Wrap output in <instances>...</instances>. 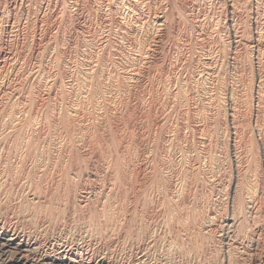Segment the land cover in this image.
Returning <instances> with one entry per match:
<instances>
[{"label": "bare ground", "instance_id": "1", "mask_svg": "<svg viewBox=\"0 0 264 264\" xmlns=\"http://www.w3.org/2000/svg\"><path fill=\"white\" fill-rule=\"evenodd\" d=\"M148 1L93 0L94 5L91 6L105 23L109 20L106 19L107 15L114 13L115 19H110V22H114L113 27H116L120 34L128 32L135 40L138 36L144 37L142 40L137 39V51L131 63L125 66L123 81L115 83L116 79L109 75L110 69H102L101 74L96 71L100 61L98 57L102 54L91 49L90 58L87 57L85 64H82L86 70L83 84L87 87L76 93L73 98L76 101L72 104H54L52 115L48 119L53 130L35 129L39 125V112L42 111L46 99L52 100L51 96L54 95V101H57L61 96L59 91L52 88V84L43 82L40 75H35L37 82L29 93L33 96V113L24 103L27 94L20 97L21 95L16 96L17 93L13 101H16L19 107L15 109L12 101L14 112H1V118L4 117L3 125L8 130H0V264H264V0H254L253 5L255 16L252 33L255 42L251 46L252 51H249L252 52L250 59L254 63L257 81L250 100L248 120L253 121L254 127L259 129L251 130V133L247 134L248 139L236 126L238 115L233 101L235 88L232 79L236 64L234 66L233 61H229L233 65L230 75L217 72L208 56L204 62L207 66L204 65L203 70H196L190 73L189 77H180L174 72L178 68L181 69L179 66L184 57L180 60L175 58L168 63L165 80H159L157 75L151 72L149 84L143 82L145 68L153 65L149 58V50L153 46L149 47L148 43L159 40L163 32L158 33L157 28H161L162 23L160 20L155 19L145 24L141 22L143 18L148 21L145 13L147 10L143 12V6ZM199 1L196 0L195 4L193 2L195 8L201 5ZM228 1L230 8L236 9L238 0ZM160 4L158 5L163 3ZM207 6L209 7V4ZM182 8L181 6L179 9L181 12ZM34 16L33 28L45 22V15ZM139 16L141 20L138 19ZM27 19L21 14L17 20L11 19L5 28H2L1 24L0 32L3 29L18 31L19 26L29 23ZM172 27L174 29V26ZM106 30L111 32L107 28ZM187 30L191 31V28ZM172 31L175 36V30ZM34 33L36 34V31H27L22 38L34 40ZM234 35L236 36V33ZM210 43H207L208 46H199V51L201 48L203 50L202 55H212V47L205 48L209 47ZM38 44L36 47L30 45L33 51L39 50ZM105 46L103 43L100 50H104ZM181 50L180 53L183 51ZM235 52L234 50L232 59L239 58ZM10 62V57L0 62V109L5 108L3 103L9 91L15 89L20 78V66L13 64L11 68H6ZM185 66L182 68L185 69ZM97 73L99 77L93 82ZM101 75L105 80L103 86L99 84ZM77 85L78 83L75 86ZM191 85L198 86L199 90H193ZM216 86L221 89L219 100L229 104L227 116L232 129L229 152L220 150L218 153H212L199 150L207 140L200 120L196 122L194 132L195 136H198L196 146L190 143L187 130L185 132L186 125L183 123L177 132L168 130L172 101L177 102L178 98L180 112L185 116L189 108L187 104L190 102L187 99L200 96L202 91ZM134 87L138 89L135 107L138 109V118L143 120V117L148 118L152 112L157 111V116L153 115L156 119L153 125L163 130L136 135L135 127L130 124L134 109L126 106L125 111L117 116V133L111 136L110 130L103 128L108 124L112 110L122 105L119 99L122 94ZM99 89L104 94L100 105L95 99H88L91 90L96 93ZM51 90L53 92L50 94ZM152 91L155 96H152ZM69 93L70 90L67 89V94ZM84 102H91V111L84 110ZM157 118H160V121H157ZM139 121V128H142L144 121ZM175 139L179 141L177 146ZM97 145L101 148L97 151L100 160L98 166L101 167L102 175L95 179L91 177L93 181L82 180L77 176V172L84 171L80 170V167L77 171V160L80 158L77 159V148L79 151L85 147L92 150ZM226 169H229V172L231 170L229 174L232 176L228 184L224 182L223 177Z\"/></svg>", "mask_w": 264, "mask_h": 264}, {"label": "rangeland", "instance_id": "2", "mask_svg": "<svg viewBox=\"0 0 264 264\" xmlns=\"http://www.w3.org/2000/svg\"><path fill=\"white\" fill-rule=\"evenodd\" d=\"M90 1H92V2H90ZM123 1L126 2L127 0H123ZM155 1H156L157 5H156ZM163 1L164 0L161 1L163 3V4L161 3L162 4L161 5L160 0H154V1L149 0L148 3L143 6V12H145L147 10L145 13L148 16V18H147L148 21L146 19L144 21V18H143V20H141L142 18L140 16L138 17V19L141 18L140 20L144 24L148 23V22L150 23L155 19L160 20V22L162 21V23L160 25L161 28L158 27L157 29H158V33L163 31L161 33V37L159 38V40L156 39L155 41H153V42L150 41L148 43L149 47H152V46L154 47V48L153 47L150 48V50H149V58L153 61V65L147 67L148 70H147V68H145V72L143 74L144 76L142 77L143 82H146L149 84V81H150L149 78H151V75H152L151 72L155 73L159 80H161V81L165 80L164 79L165 78V70L167 69L168 63L172 59L174 60L175 58H179V60H180L181 57L182 58L184 57L183 59H181V60H183L182 63L184 62V64H182L181 61L179 62V64L181 63V65L179 67L182 70L178 68L179 71L176 69L174 72L175 75H179L180 77L181 76L189 77L191 75L190 73L196 72V70H197V72H200L201 70H203V66L205 65V63H204L205 58H207L208 56H210L209 57L210 60L212 59V62H213L212 65L215 67L217 72L221 71V73H224V74L228 73L229 74L231 72L230 69L233 66L232 63L234 64V66L236 64L235 70L233 71V74H232V79L234 82L233 84H234V88H235L234 89L235 96H234L233 101H234V106L237 110V115H238V119L236 118V126L238 128V131L242 132L243 135L245 134L244 137L246 139H248L249 136L247 134L251 133V130L259 129V128L254 127L253 121L248 120L249 113L251 110L250 100H251V97L254 95L253 89H254V85L257 81V76H255V67L253 68L254 63H252V60L250 59L251 58L250 55H252V52H251L252 47L251 46H253V44L255 42V36H254V33H252L253 32L252 26H253V22H254L253 17L255 16V14H254L255 10H254V6H253L254 0H238L237 1L238 2L237 7H235L236 9L230 8V6L228 4L229 3L228 0H208L209 2L208 1L206 2V0H204V1L200 0L199 3L201 5L199 4L200 5L198 7L199 10L197 7L195 8V6H194L196 0L195 1L194 0H173V1L172 0L171 1L165 0L166 1V2L164 1L165 3ZM76 2L79 4L77 5ZM193 2H194V4H193ZM204 2L206 4H204ZM93 3H94L93 0H88V1L87 0H68V1L67 0H64V1L63 0H30V1L29 0H0V20H1L0 21V27L3 26L2 28H5V26L10 24L11 19L14 18V20H17V18L21 14H23V16L28 18L27 20L29 21V23L26 22V24L19 26L17 29L18 31H15L14 29H11V31H10V29H8V30L3 29V31L0 32V62L4 58L10 57L11 62L9 64H7L6 68H8V69L11 68V66L13 64H16V66H20V70H19L20 78H18V80H17L16 87H15V89L12 88L9 91V94L5 100V103H3L5 108L0 109V130H8L3 125L2 120L4 119V117L1 118L2 117L1 115L3 114L1 112L2 111L8 112L10 110L14 112L13 107L15 109L19 107V104L16 101H13V98L15 97L14 95L16 93H17L16 96L21 95L20 97H23V95L27 94L28 97L26 96V100L24 103H25L26 107L28 109H30L31 112L33 113V109H32V97L33 96H32V94H29V93L33 91L32 88L35 86L34 83L37 82V79L34 78L36 74L38 76L39 75L41 76V79L43 82H47L48 84H52V88L61 93V96H60V98H57V101H54V98H55L54 95L51 96V98H53L52 100L46 99V101L44 102V105L42 107V111L39 112V125H37V128H35L36 130H41V129L42 130H53V128L50 126V122H48V119L52 115L51 110H52L54 104L64 103L65 106L72 104V102L76 101V99H73L75 97L76 93H79L82 89H85L84 87H87L83 84L84 79L86 78L85 77V71L86 70H85V65L83 66L82 64H83V62L85 64V61L88 58H90L89 56L91 55L92 50L97 51L100 54H102V55L99 54L100 58L98 57V60H100V61L98 62V68L96 71H98L101 74V71L103 72L102 69H105V70L110 69L109 75H110V77H113L114 79H116L115 83H118V82L124 80L123 79V72L125 70V66L127 64L131 63V59L137 51V48L135 47V45L138 47V44H139V41L137 39L142 40L144 37L141 36V38H138V37H140V36H138L137 39L135 40L133 38V36L131 34H129L128 32H125V34H124L125 36L123 34H120L118 29L116 27H113L114 22H112V21L110 22V19H112L114 21L116 15L114 16L113 15L114 13H110L107 15L106 19H109V20H106V23L101 21L99 16H97L98 14L95 13L96 10L94 9V7H91L94 5ZM158 4H160L163 7L159 6ZM174 4H176V5H174ZM208 4H209V7L207 6ZM210 4H212V5H210ZM21 5H22V7H21ZM180 5L183 8H185V9L182 8V12H181V10H179V9H181ZM88 6H89V8H88ZM145 6H148L149 8L145 7ZM157 6L159 8H157ZM202 6H204L203 7L204 9L202 8ZM177 7H179V8H177ZM172 8L174 9V11ZM93 9H94V11H93ZM157 9L160 11H158ZM211 9H214V10H211ZM237 9H238V12H237ZM251 9H253L252 12H251ZM188 10H190V11H188ZM178 11L180 12L179 13L180 15L178 14ZM213 11H214V13H212ZM62 12H63V14H62ZM154 12H155V14H154ZM168 12H169V14H168ZM172 12L174 13V16H173ZM176 12H177V14H176ZM188 12H191V13H188ZM193 12H195L193 14V15L196 14L195 16L192 15ZM199 13H202V14H199ZM93 14L95 16H93ZM205 14H208V15H205ZM211 14H213L214 16L216 15L215 16L216 18H214V16ZM34 15H36V16L37 15H43V16L45 15L44 19L45 18L46 19L44 21L48 25L45 22H43L42 24H38L37 25L38 27L33 28V26H32L33 22L32 21L35 18ZM181 15L183 18H181ZM1 16H2V18H1ZM110 16L113 18H111ZM200 17H202V18H200ZM172 18H174V19H172ZM177 18H178V20H177ZM190 18H191V20H190ZM205 18H208L209 20H207V19L205 20ZM198 19L200 20V22ZM201 19H202V21L204 20V22H202ZM167 20H168V22H167ZM174 20H175V22H174ZM213 20H214V22H213ZM99 21H101V22L99 23ZM107 21L109 22V24ZM251 21H252V23H251ZM1 24H2V26H1ZM186 24H187V26H186ZM193 24L194 25L196 24V25L194 26ZM211 24H212V26H211ZM27 25H28V27H27ZM102 25H103V27H102ZM198 25H200L203 28H201ZM230 25H231V28H230ZM172 26H174V29ZM110 27H111V29H110ZM106 28L111 30V32L112 31L113 32L111 33L110 31L106 30ZM114 28H115V30H114ZM187 28L188 29L191 28L192 32L190 30H187ZM213 28H216V29H213ZM26 29H27V31H30L31 33L36 31V34L34 33L36 40L35 39L34 40L24 39L25 37L22 38L23 34L25 36V33L27 32ZM42 29H44V30H42ZM49 29H51L52 32ZM165 29L167 31H165ZM171 29L175 30L176 34L178 33L177 35L175 34L176 37L174 36V31H172ZM115 31L117 32V34ZM43 32H45V33L47 32V33L45 34ZM234 32L236 33V36L234 35L235 34ZM104 33H105V35H104ZM109 33H111V34H109ZM39 34H40V36H38ZM112 34H114V35H112ZM202 34H203V36H202ZM213 34H215V35L213 36ZM42 35L45 39L42 37ZM56 35H58V37ZM121 35H122V37H121ZM209 35H211L212 38H209V37H211ZM116 36L118 37L117 39H116ZM183 36L185 39L183 38ZM37 37L38 38L41 37L40 38V40L42 39L41 42H40V40L38 41ZM165 37H167L166 38L167 40L164 39ZM180 37L183 38L184 40L181 39ZM186 37H188V38H186ZM103 38H105V39L103 40ZM106 38L108 40L110 39L111 41L110 40L108 41ZM112 38H114V39H112ZM120 38L122 39V41H119V40H121ZM161 38H162V40H161ZM178 38H180L179 39L180 41L178 40ZM97 39H102V40L99 41ZM130 40L132 43L130 42ZM172 40H173V42L174 41L175 42L173 43ZM181 40H183V41H181ZM17 41H18V43H16ZM195 41H196V43H195ZM185 42L187 43V45ZM250 42H251V44H250ZM103 43H105L106 48H104V50H100V48L103 46ZM130 43H131V45H130ZM207 43H210L209 47H205V48L207 49V48L212 47L211 52H212V55L214 57L211 54L207 55V56L202 55V53H203L202 48L199 51V49H200L199 46H202V44L205 46H208ZM37 44H38L39 50L33 51L32 48L36 47ZM173 44L176 46H174ZM234 44L235 45L237 44L236 48L234 47L235 46ZM30 45H32L33 47ZM179 46L184 48V49L181 48L183 51L180 49ZM191 47H192V49H191ZM213 47H215V48H213ZM172 48H173V50H172ZM96 49H98V50H96ZM113 49H116L117 51L113 50ZM180 50L182 51L181 53H180ZM213 50L215 51V53H213L214 52ZM234 50L236 51L235 52L236 56L239 57L238 59L236 57L234 59H232L234 57V55H233ZM249 50H251V51H249ZM32 51L34 52L33 55H31ZM111 52H113L114 55ZM173 52L176 55H174ZM199 52H200V55H199ZM170 56H171V58H170ZM2 57H3V59H2ZM187 57H188V59H187ZM199 57L202 59H199ZM203 59H204V61H203ZM116 61L118 62L117 64H116ZM206 61H208V60H206ZM226 61H228L227 64H226ZM229 61L230 62L233 61V62L230 63ZM184 66H185V69L182 68ZM205 66H207V65H205ZM196 67H198V68H196ZM219 67H220V69H219ZM152 69H153V71H152ZM149 71H150V73H149ZM184 72L186 73V75ZM147 75H149V76H147ZM98 77L99 76L97 73L93 78V82L97 81ZM148 79H149V81H148ZM104 81L105 80H104L103 76L101 75V80H100L99 84H101V86H103ZM77 83H78V85L75 86ZM31 84H32V86H30ZM99 84H98V86H99ZM148 84H146V86ZM70 85L72 88H70ZM191 88L193 90H199L198 86H195V85H191ZM16 89H17V91H15ZM67 89L70 90L69 94H67ZM18 91H20L21 93H19ZM220 91H221V89H219V87L216 86V88H213L210 90L207 89L205 91H202L203 94L200 96H197V97L195 96L192 99L191 98L187 99V101L189 102V100H190V102L189 103L187 102L188 103L187 105L189 106V108H188V113H186L185 116H182V114L180 112L181 106H180V103L178 101V98H177V102L172 101V109L170 111L171 114L169 113L170 114L169 115L170 127L168 130H172L173 132H177L179 130V126L183 123L184 125H186L185 132L187 130L186 133L188 134V137H190L189 138L190 143H193V145L196 146V145H198V143H197L198 139H196L198 136L197 135L195 136L194 132L196 129V122L201 121L203 123V127H204L203 128L204 133H205L204 136H207V137H205L207 140H206V143L204 144V146L199 147V150L212 152V153H218V151L220 152V150H222L224 152H226V151L229 152L230 131L232 130L231 124H230V122L228 120V116H227L228 115L227 109L229 107V104L227 102H223L222 100H219ZM52 92H53V90H51L50 94ZM208 93H210L211 95ZM153 94H154V92L152 91V96H155V94L154 95ZM160 94H161V98H163V93L161 92ZM137 95H138L137 87L131 88L130 91L127 90V92L122 94V96L119 98L122 105L119 108H117L116 110H112V114L109 116V118L107 116V118L109 119V122H108V124L105 125L103 130H110L111 136H115V134L117 133V126H118L117 116H119L120 114H122L125 111L126 106L130 109H134V113L132 115V118L130 119V124L135 127V130H136L135 134L136 135L140 134L141 132H145V134H146L148 131L152 132L154 130H163V128L161 129V127L153 125V122L156 121V119L153 117V115L157 116V111H156V113L152 112L148 118L143 117V120H142V118H140V119L138 118V109L135 108L136 107V101H137ZM103 96H104V94L100 89L96 93H94L91 90L90 94L88 95V99H95L96 101L99 102V105H100L101 101H103ZM8 101H9V103H8ZM12 101L14 102L13 107H12V103H13ZM84 105H85L84 106L85 111H91L92 110L91 102L85 103ZM194 105H196V106H194ZM57 106L55 108H57ZM191 106H192V108H191ZM153 107L156 108V105H154ZM113 115H115V117ZM162 117H163V114L161 115V118ZM44 120H46V121L44 122ZM139 120L144 121V123L142 124V128H139V125H140ZM185 120H186V123H184ZM237 120H238V122H237ZM157 121H160V118H157ZM40 123H42V125ZM194 126H195V128H194ZM22 129H25V128H22ZM140 129H141V131H140ZM99 130H102V129H99ZM164 130H167V129H164ZM191 137H193V139ZM174 143L177 146L179 141L177 139H175ZM112 148H113V146H112ZM85 149H86V147L80 148V151H79V148H77V156H78L77 159L79 157L83 159V161L80 158H79L80 160L79 159L77 160L79 162V163L77 162V167H78L77 171H79V167H80V170H84V171L77 172V176L78 177L80 176L79 178L82 180L90 181L92 179L91 177H94L93 179H95V178L101 177V175H102L101 167H99L100 166L99 151H97V149L100 150L101 148L98 145L96 148L95 147L92 148V150L94 149L93 152H95L94 155H93L91 148L86 149V150ZM133 149L134 148H132V150ZM79 154H80V156H79ZM96 154H97V156H96ZM87 155H90L91 157L87 156ZM176 155H177V153H175V157H176ZM85 156H86V158H85ZM84 159H85V161H84ZM84 162L86 165L84 164ZM229 165H230V162H229L228 166ZM81 166H83V167L81 168ZM228 166H226V167H228ZM88 167L89 168L91 167L92 169L91 168L89 169ZM230 167H231V165L229 166V168ZM224 172H225V173H223L224 182L228 184L231 181L230 178L232 177L229 174V173H231V170L229 172V169H226ZM96 175H99V176H96ZM84 176H85V179H84ZM93 179L91 181H93Z\"/></svg>", "mask_w": 264, "mask_h": 264}]
</instances>
